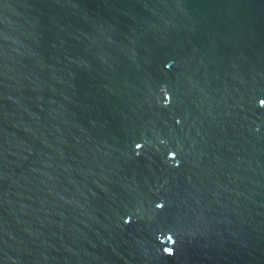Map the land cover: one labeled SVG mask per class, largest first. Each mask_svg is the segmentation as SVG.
<instances>
[{
  "label": "water",
  "instance_id": "1",
  "mask_svg": "<svg viewBox=\"0 0 264 264\" xmlns=\"http://www.w3.org/2000/svg\"><path fill=\"white\" fill-rule=\"evenodd\" d=\"M0 264H264V0H0Z\"/></svg>",
  "mask_w": 264,
  "mask_h": 264
}]
</instances>
